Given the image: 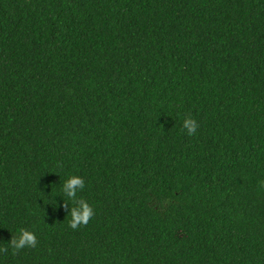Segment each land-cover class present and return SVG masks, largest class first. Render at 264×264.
<instances>
[{"label":"trees","instance_id":"16d2710c","mask_svg":"<svg viewBox=\"0 0 264 264\" xmlns=\"http://www.w3.org/2000/svg\"><path fill=\"white\" fill-rule=\"evenodd\" d=\"M0 264H264V0H0Z\"/></svg>","mask_w":264,"mask_h":264}]
</instances>
